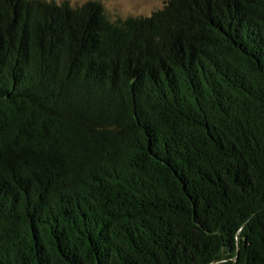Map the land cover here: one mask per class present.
<instances>
[{
    "label": "trees",
    "instance_id": "16d2710c",
    "mask_svg": "<svg viewBox=\"0 0 264 264\" xmlns=\"http://www.w3.org/2000/svg\"><path fill=\"white\" fill-rule=\"evenodd\" d=\"M0 264H264V0H0Z\"/></svg>",
    "mask_w": 264,
    "mask_h": 264
},
{
    "label": "rangeland",
    "instance_id": "374dc122",
    "mask_svg": "<svg viewBox=\"0 0 264 264\" xmlns=\"http://www.w3.org/2000/svg\"><path fill=\"white\" fill-rule=\"evenodd\" d=\"M58 4L64 1L74 6H82L90 1L101 2L109 18L115 22L129 17H150L154 12L161 10L166 0H46Z\"/></svg>",
    "mask_w": 264,
    "mask_h": 264
},
{
    "label": "clouds",
    "instance_id": "9594fccd",
    "mask_svg": "<svg viewBox=\"0 0 264 264\" xmlns=\"http://www.w3.org/2000/svg\"><path fill=\"white\" fill-rule=\"evenodd\" d=\"M59 6V5H58Z\"/></svg>",
    "mask_w": 264,
    "mask_h": 264
}]
</instances>
